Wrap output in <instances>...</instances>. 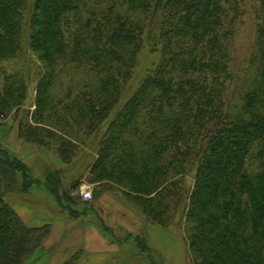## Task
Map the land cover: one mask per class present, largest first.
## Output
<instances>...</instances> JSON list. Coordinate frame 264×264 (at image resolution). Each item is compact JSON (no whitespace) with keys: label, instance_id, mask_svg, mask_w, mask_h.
<instances>
[{"label":"trees","instance_id":"1","mask_svg":"<svg viewBox=\"0 0 264 264\" xmlns=\"http://www.w3.org/2000/svg\"><path fill=\"white\" fill-rule=\"evenodd\" d=\"M26 2L0 0V119L26 99L22 77L3 67L21 52ZM249 10L259 77L232 114L229 46ZM29 25L42 73L18 137L70 163L77 141L108 119L153 33L160 61L107 126L88 183L104 184L97 197L119 192L162 229L181 211L191 264H264V0H35ZM75 74L82 84H64ZM17 173L27 167L0 145V264L26 263L51 233L4 201L2 181ZM63 264H79L78 254Z\"/></svg>","mask_w":264,"mask_h":264},{"label":"rangeland","instance_id":"2","mask_svg":"<svg viewBox=\"0 0 264 264\" xmlns=\"http://www.w3.org/2000/svg\"><path fill=\"white\" fill-rule=\"evenodd\" d=\"M26 1L27 5L23 15V29L21 32V52L17 59L3 65L6 72L21 76L27 88L26 99L21 109L15 114L11 113L4 119H0V125L11 126L16 129L19 122H26L29 120L31 113L34 110L35 86L42 73L41 64L37 59V56L31 52L29 46V38L31 34L29 22L33 14L35 0ZM253 19L254 18L252 17L250 10L247 11L246 15L243 17L242 24L235 30L232 43L229 46V51L231 53L232 80L227 86L226 102L230 113L232 114H238L241 111L243 106L242 97L244 94L253 90L259 77V70L257 66L252 63V55L256 52ZM151 34L152 35H148L149 41L144 43L142 50L136 56L131 78L129 82L124 85L119 101L114 106L108 119L93 135L77 141L76 154L74 158L71 159L70 163L63 164L55 158V163L62 168L59 171L54 168L56 167L55 164L51 162V164H45V173L42 175L43 178L41 177L42 180H36L34 179V176L28 173L24 176V178L21 174L17 173L12 176H10V174L7 178L5 177L3 179V199L10 207H13L15 202L25 200L27 197L23 194H27L29 189L32 190L33 185L39 184V181H43L41 183L45 186L47 192L49 193L48 197L56 202L60 201L61 206L68 207L69 212L72 211L70 206H76V208L80 210L82 206L90 205L92 201L100 196L99 195L97 197V194L102 192L104 184L99 186L89 184V170L96 160L98 144L105 133L107 126L137 92L141 83L153 72L160 61V47L154 44L153 40H155V37L153 33ZM70 81L82 84L84 78L81 75L75 74L73 78L67 76V78H64L63 80L64 84ZM52 154L53 153L49 155L53 156ZM44 168L42 170H44ZM193 179L194 171L187 175L184 179L183 186L185 188V193L187 194L192 189ZM25 186H28L27 189ZM51 188L54 189L59 200L51 195L49 191ZM85 190L89 191L91 195V199L89 201H83L81 193ZM182 222V214L181 211H179V214L173 221V224L168 228H164V230L170 231V233L174 236H179L180 241L178 256L175 249L174 254H170L166 257L167 264H183V262L191 264L188 262L189 260L185 254V243L182 237ZM100 227L107 231L103 223H100ZM51 233L44 245L47 244L50 239ZM134 244H125L127 250L123 253L125 257L132 258V256L129 255L130 253L141 254L143 258L140 257L139 260L137 257H133V261L138 262L139 264L157 263V261L154 262L153 259H150L148 251L144 249L143 244H140V242H136ZM44 245L24 264H45L48 251L44 248H47L50 245H45V247ZM145 257L149 260L145 259ZM164 263L165 262H163V264Z\"/></svg>","mask_w":264,"mask_h":264},{"label":"crops","instance_id":"3","mask_svg":"<svg viewBox=\"0 0 264 264\" xmlns=\"http://www.w3.org/2000/svg\"><path fill=\"white\" fill-rule=\"evenodd\" d=\"M0 145L24 164L28 174L36 180H42L45 164H55L57 171L62 169L55 163L54 156L22 141L17 129L11 126L0 125ZM41 182L23 194L27 198L15 202L13 209L29 227L51 226V237L45 244L50 246L46 248L44 245L48 251L45 264H63L77 254L79 264H139L133 261V257L140 260V257L143 258L141 254L130 253L132 258L123 255L127 251L125 244L136 242L143 244L150 259L157 261L156 264H167L166 257L174 254L175 249L178 256L179 236L148 223L136 207L125 202L119 192H104L80 210L70 206V212L77 215L72 218L68 207L48 197L49 193ZM100 223L107 231L100 227Z\"/></svg>","mask_w":264,"mask_h":264},{"label":"built area","instance_id":"4","mask_svg":"<svg viewBox=\"0 0 264 264\" xmlns=\"http://www.w3.org/2000/svg\"><path fill=\"white\" fill-rule=\"evenodd\" d=\"M81 195L84 201H89L91 199V195L87 190L83 191Z\"/></svg>","mask_w":264,"mask_h":264}]
</instances>
